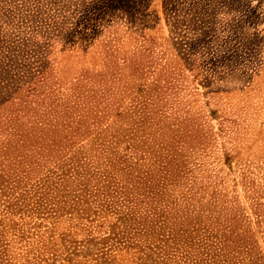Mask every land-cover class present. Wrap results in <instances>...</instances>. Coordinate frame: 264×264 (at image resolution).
<instances>
[{
	"label": "rangeland",
	"instance_id": "374dc122",
	"mask_svg": "<svg viewBox=\"0 0 264 264\" xmlns=\"http://www.w3.org/2000/svg\"><path fill=\"white\" fill-rule=\"evenodd\" d=\"M42 133L66 143L17 151ZM149 189L186 245L120 219ZM0 204V264H205V230L264 264V0H0Z\"/></svg>",
	"mask_w": 264,
	"mask_h": 264
},
{
	"label": "trees",
	"instance_id": "16d2710c",
	"mask_svg": "<svg viewBox=\"0 0 264 264\" xmlns=\"http://www.w3.org/2000/svg\"><path fill=\"white\" fill-rule=\"evenodd\" d=\"M40 136V141H39V145L36 143L35 145H32V143L28 142V140L22 139L21 137L17 139L16 143L19 145L17 148V151L22 152V150L25 149L24 145H28L29 148H33L38 147V149H40L43 153V155L45 157H48L51 155V153L53 151H56V149H58L60 146H62L63 143H66V139L64 140H53V139H49L47 137V135L45 134H41ZM38 153V152H37ZM37 167L35 168H31L29 169V171H36ZM60 171V175L66 173L63 167H59L58 169ZM26 171V170H23ZM14 173V171L12 172ZM27 174H29V172L26 171ZM52 174H54L55 172H51ZM74 175L77 178L78 182H83V177L80 173L79 170L75 171ZM19 181H21V178ZM85 179V178H84ZM85 181V180H84ZM87 181V180H86ZM86 181L84 183H81L82 185H84L86 183ZM43 182H39L37 183V185L31 187L30 189L27 190H23L20 191V195L16 196V203L15 206L18 210H22L26 207L29 208L30 211L37 212V209L42 208L44 205L42 204V202H45L47 196L49 195H53V198H57L58 196V191H56V188H52L49 185H46V183ZM42 183V184H41ZM158 184H154L152 185L150 188L152 189H156ZM106 188L100 193V188L102 187H95L96 192H99L102 196L106 197L108 199V201H110L111 197H113V193H118L117 190H112L110 191V184H105L103 185ZM85 187V186H83ZM122 195H127L130 194L131 197H134V195H131V193H125L124 191L120 192ZM153 191L152 190H147V191H143V192H139V195H141L144 198H147L146 204H148V208H144V207H140V206H135L134 201L130 198H122V200L124 201V205L126 206V208L128 209L127 211L124 212V215L121 216V220H129L132 222L131 228H132V232L134 231L135 234H137L138 236L142 237H147L148 235H153L154 234V228L155 227H161V228H168V230L165 233V239L164 241L166 242L167 240L172 239L173 242H175V244L177 243H182L183 245H186V235L190 236L194 233H197V231L199 230V227H192V229L190 230L189 227L191 224V218H187V220H185L184 223H180V227L176 228V226H174V222L171 221L170 226H168V219L167 216L165 215V211H167L166 209L169 207L168 206H163L162 208H159L158 205H156L154 203V199L152 196ZM127 202V204H125ZM46 204V202H45ZM115 204V202H111L108 203L109 207L112 208V205ZM2 206V204H0ZM123 205V206H124ZM135 206V207H134ZM133 207V208H132ZM130 208H132V210H129ZM18 210H9V208L6 210L3 206L1 208V212L5 211V214L3 216H7L8 213L14 214L16 211ZM28 211V210H27ZM47 214L49 216L54 215L53 212H39L37 214ZM72 213L69 212V214ZM170 215V214H168ZM86 219L89 220V217H85ZM171 219H176L177 217H173L170 216ZM170 221V220H169ZM195 221V220H194ZM197 224L200 225L199 222L195 221ZM184 224V225H183ZM188 225V226H187ZM3 228L1 227V223H0V233L2 232ZM245 233V232H244ZM119 235V233H117ZM233 233L231 232L232 236ZM235 238H239L241 239V243L239 242L240 240H231L232 242L234 241V244L237 246H243V248H247L248 250V244H250L248 237L244 234V236L238 235V233H235ZM226 240V238H225ZM204 249L207 250V252H203L206 255V258L204 260L205 264H217V260L222 262V264H238L237 260L234 261H226V259H222V257H227L230 254H237V251H235L234 249H232V251L227 250L228 247V243L227 242H223L218 240L217 238V234L213 233V231L211 233H208L207 230L204 231V233L201 235V239H200ZM117 243H122L124 247H134L137 244H134V242L132 241V238H128L126 236L121 237V239L117 240ZM241 244V245H240ZM205 245V246H204ZM114 246V245H112ZM154 247H156L157 249H161V246L155 245ZM149 248H150V244H149ZM251 250V247H250ZM106 255V252H103L102 255ZM238 254H240L238 252ZM237 256V255H236ZM250 258H254V261H251L250 264H257L256 261L257 257H253L251 254H249ZM221 257V258H219ZM260 260H262L261 256ZM235 258V257H233ZM240 259V258H239ZM253 260V259H252ZM202 258L198 259V260H190L188 264H197V263H201ZM241 261V260H239ZM105 262V261H102Z\"/></svg>",
	"mask_w": 264,
	"mask_h": 264
}]
</instances>
